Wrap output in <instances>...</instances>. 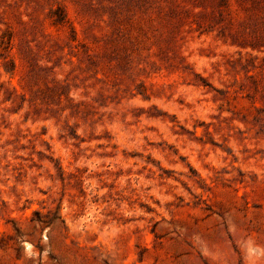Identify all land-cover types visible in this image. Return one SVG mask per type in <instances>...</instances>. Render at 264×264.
Masks as SVG:
<instances>
[{
	"label": "rangeland",
	"instance_id": "374dc122",
	"mask_svg": "<svg viewBox=\"0 0 264 264\" xmlns=\"http://www.w3.org/2000/svg\"><path fill=\"white\" fill-rule=\"evenodd\" d=\"M0 264H264V0H0Z\"/></svg>",
	"mask_w": 264,
	"mask_h": 264
}]
</instances>
